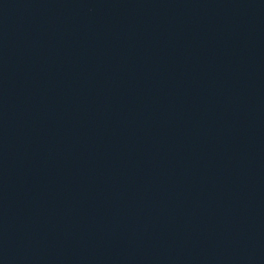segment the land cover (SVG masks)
<instances>
[{
    "label": "water",
    "instance_id": "95a60500",
    "mask_svg": "<svg viewBox=\"0 0 264 264\" xmlns=\"http://www.w3.org/2000/svg\"><path fill=\"white\" fill-rule=\"evenodd\" d=\"M0 264H264V0H0Z\"/></svg>",
    "mask_w": 264,
    "mask_h": 264
}]
</instances>
